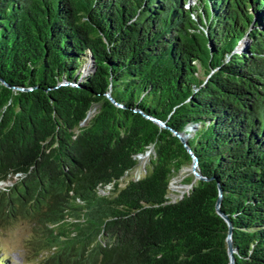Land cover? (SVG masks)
Segmentation results:
<instances>
[{
  "label": "trees",
  "instance_id": "trees-1",
  "mask_svg": "<svg viewBox=\"0 0 264 264\" xmlns=\"http://www.w3.org/2000/svg\"><path fill=\"white\" fill-rule=\"evenodd\" d=\"M11 178L39 264H227L217 189L233 264H264V0H0Z\"/></svg>",
  "mask_w": 264,
  "mask_h": 264
},
{
  "label": "rangeland",
  "instance_id": "rangeland-1",
  "mask_svg": "<svg viewBox=\"0 0 264 264\" xmlns=\"http://www.w3.org/2000/svg\"><path fill=\"white\" fill-rule=\"evenodd\" d=\"M90 114L91 112H89ZM146 158L145 154L137 156L136 169L129 176H125L123 180L140 177L143 174V167L147 163ZM189 173V167H185L170 180L168 193L170 200L179 198L187 191L188 185L184 184L182 179ZM13 181L14 178L0 182V191L11 186ZM105 190H109V187H106ZM39 232V228L23 218L9 220L0 225V256L6 258L8 264H39L41 258L46 254L44 244L37 239Z\"/></svg>",
  "mask_w": 264,
  "mask_h": 264
},
{
  "label": "water",
  "instance_id": "water-1",
  "mask_svg": "<svg viewBox=\"0 0 264 264\" xmlns=\"http://www.w3.org/2000/svg\"><path fill=\"white\" fill-rule=\"evenodd\" d=\"M109 100H111V99L109 98ZM157 123L159 126L163 127L162 123H160V122H157ZM173 134L178 138V140L182 143V145L184 147H186L184 144V138L175 132H173ZM186 151L189 153V150L187 148H186ZM189 155L191 158V164L189 166V171H190L191 175L193 176L194 179L202 180V177L196 171V159H195V157L191 153H189ZM219 200H220V192H219V189H217V198H216L215 203H214V210H215V213L219 217H221L226 224L227 231H226V236H225V248H226V255H227V264H233L232 254H233L234 250H233V248L231 246V242H230L231 226H230V223L228 222L227 218L225 217V215L222 214L218 209Z\"/></svg>",
  "mask_w": 264,
  "mask_h": 264
},
{
  "label": "bare ground",
  "instance_id": "bare-ground-1",
  "mask_svg": "<svg viewBox=\"0 0 264 264\" xmlns=\"http://www.w3.org/2000/svg\"><path fill=\"white\" fill-rule=\"evenodd\" d=\"M171 188V187H170Z\"/></svg>",
  "mask_w": 264,
  "mask_h": 264
},
{
  "label": "built area",
  "instance_id": "built-area-1",
  "mask_svg": "<svg viewBox=\"0 0 264 264\" xmlns=\"http://www.w3.org/2000/svg\"><path fill=\"white\" fill-rule=\"evenodd\" d=\"M141 156V155H140Z\"/></svg>",
  "mask_w": 264,
  "mask_h": 264
}]
</instances>
